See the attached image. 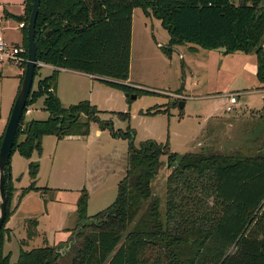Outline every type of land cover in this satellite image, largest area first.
I'll return each mask as SVG.
<instances>
[{
	"label": "trees",
	"instance_id": "1",
	"mask_svg": "<svg viewBox=\"0 0 264 264\" xmlns=\"http://www.w3.org/2000/svg\"><path fill=\"white\" fill-rule=\"evenodd\" d=\"M32 4L33 0H25L23 15L4 14L25 24L21 31L26 39L27 61ZM135 8H141L146 17L153 15L162 21L171 36L166 48L169 55L173 47L186 43L207 50L225 48L226 54L255 52L256 75L264 88V0H243L238 6L231 0H41L36 24L37 57L54 69L50 76L38 81L36 90L32 88L27 107L40 101L49 117L27 120L25 109L12 155L18 152L28 160L34 153L41 156L45 136L58 140L87 137L93 122L100 130H110L113 138L129 141L128 168L115 201L92 217L88 216L86 191L78 201L79 223L87 218L100 222L91 232L75 235L71 243L74 257L69 264H264V139L255 140H262L260 148L250 154L178 155L171 152L168 144L154 140L137 147L134 130L128 127L126 132L115 131L112 121L98 118L99 109L89 101L62 105L57 95L62 69L91 75L130 95H155L127 84ZM40 69L37 66L35 77ZM166 112L154 107L144 113ZM82 113L90 119L81 120ZM117 115L124 121L130 119L128 113ZM259 136H264V120L259 125ZM3 137L4 134L0 147ZM163 149L168 152V163L177 168L169 178L166 209L161 212V202L153 197L151 182ZM39 168L38 163H29L31 183L19 202L32 191L42 190L36 187ZM12 187L10 161L6 170L7 217L0 231V264H60L64 255L59 249L63 245L21 249L16 262L11 255L3 254L6 226L14 213Z\"/></svg>",
	"mask_w": 264,
	"mask_h": 264
},
{
	"label": "rangeland",
	"instance_id": "2",
	"mask_svg": "<svg viewBox=\"0 0 264 264\" xmlns=\"http://www.w3.org/2000/svg\"><path fill=\"white\" fill-rule=\"evenodd\" d=\"M24 6L25 0H0L5 39L23 48L26 39L23 40L19 22L4 14L23 15ZM135 9L128 84L155 95H141L129 101L126 93L95 80L103 85L102 91L94 95L93 105L100 112L98 118L112 121L115 131L126 132L130 127L135 131L137 147L151 139L158 144H168L171 152L178 155L257 152L264 139V136H259V125L264 120V88L256 75V53L226 54L225 48L207 50L190 43L169 55L166 48L171 36L162 21L153 15L146 17L141 8ZM190 47L197 50L187 49ZM24 66L0 65L1 137L20 90L26 70ZM52 72L51 68L42 66L35 77L33 90L37 89L39 80ZM232 94H238L236 105L229 103ZM181 102L184 103L182 109L179 106ZM154 107L167 112L155 116L144 113ZM31 109L33 112L27 120H46L49 117L48 113L43 115L37 111L44 110L40 101ZM118 113H128L130 119L121 120ZM88 119L90 117L85 113L81 114V120ZM98 129L97 123H91L89 139L56 141L55 137H50L45 142L43 156L39 158L37 153L30 160L18 152L13 153L11 170L15 193L11 209L16 208L22 192L31 183L30 162L40 165L36 187L42 189L32 191L21 200L18 210L9 220L11 228H8L9 224L6 226L8 230L2 252L11 255L13 262L18 259L21 249L30 250L47 244L64 246L71 244L77 233L94 230V224H99L100 219L78 221L77 206L84 191L89 196V217L115 201L118 184L125 175L113 171L123 167V154L128 152L129 141L113 138L110 130L98 136ZM259 137L262 140L255 141ZM167 153L163 149L156 177L151 182L152 195L160 199L161 212L166 209L169 178L177 168L175 164L168 163ZM31 221H36V225ZM73 257L70 249L60 264H69Z\"/></svg>",
	"mask_w": 264,
	"mask_h": 264
},
{
	"label": "water",
	"instance_id": "3",
	"mask_svg": "<svg viewBox=\"0 0 264 264\" xmlns=\"http://www.w3.org/2000/svg\"><path fill=\"white\" fill-rule=\"evenodd\" d=\"M40 4L41 0H33L32 11L28 23V61L26 64V70L0 147V231L6 221L9 202V197L6 191V170L11 161L19 125L27 107L29 96L32 92L35 80V72L39 64L37 57L39 38L37 37L36 33V24L39 15ZM126 96L130 97L132 100L137 99V95H130L129 93H126ZM179 106L182 109L184 107V103L181 102ZM70 249L71 244H67L62 246L59 249V252L62 255H65V253Z\"/></svg>",
	"mask_w": 264,
	"mask_h": 264
},
{
	"label": "crops",
	"instance_id": "4",
	"mask_svg": "<svg viewBox=\"0 0 264 264\" xmlns=\"http://www.w3.org/2000/svg\"><path fill=\"white\" fill-rule=\"evenodd\" d=\"M232 1L233 0H231V2ZM242 2H243V0H235V3H233V2L232 3H233V5L238 6ZM0 22H1V28L4 31L5 30V21L2 19L1 16H0ZM189 44L190 43H186V44L181 45V46H176V47H174V51L173 52L177 51L178 47H182V46L189 45ZM187 49L197 50L195 47H190V48H187ZM45 67H48V68L52 69V67H50L49 65H47ZM59 71L60 72H59L58 83H57V95H58V97H59V99H60V101H61V103H62V105L64 107L77 105V104H79L80 102H83V101H89L92 105L94 104V95H95L96 92H101L102 91V88H101L103 86L102 84H100L99 82H95L96 79L93 78V76H91V75H87V74H84V73H79V72H76V71L65 70V69H62V70H59ZM130 78H129V81L127 82V84L130 83ZM80 81H83V82L79 83ZM139 86H142V85H139ZM42 109H38L37 111L39 113L43 114V115H46L47 112L42 110ZM153 116H155V115H153ZM90 131H91V128H90ZM103 131H105V130H99L98 129L97 135L98 136L101 135L103 133ZM50 137H55V136H45L43 138V152H42V156H43V153H44L45 142L48 141V139ZM0 138H1V134H0ZM66 138L75 139V140L76 139L77 140L89 139L90 138V133H89V135L87 137L73 136V137H66ZM55 139H56V141H59L56 137H55ZM135 140H136V138H135ZM128 149H129V147H128ZM37 157L39 158L40 155L37 154ZM123 158L125 159V162L123 163L124 164L123 167H121V170H119V171L118 170H114L113 173L117 172L118 174L121 173V174L126 175V171H127V168H128V152H127V154H125V153L123 154ZM38 176H40V168H39ZM14 178H16V177L14 176ZM21 203H22V201H21ZM21 203L20 202L17 203L16 208L13 209V211H14L13 214H15V212L18 210L19 205ZM8 224H9L8 228H11L10 222Z\"/></svg>",
	"mask_w": 264,
	"mask_h": 264
},
{
	"label": "built area",
	"instance_id": "5",
	"mask_svg": "<svg viewBox=\"0 0 264 264\" xmlns=\"http://www.w3.org/2000/svg\"><path fill=\"white\" fill-rule=\"evenodd\" d=\"M25 24H20V28H22ZM26 49L19 46L18 44H14L11 42H8L5 39L3 30L1 28V22H0V65L3 64H23L27 60L25 59ZM38 66H47L41 62H39ZM52 67V66H50ZM54 69V67H52ZM238 102V94H232L229 96V103L231 105H236ZM33 110L31 107L26 108L25 115L26 117L30 116Z\"/></svg>",
	"mask_w": 264,
	"mask_h": 264
}]
</instances>
